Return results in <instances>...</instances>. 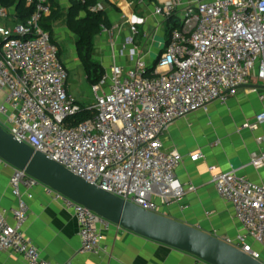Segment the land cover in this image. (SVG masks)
<instances>
[{
	"label": "built area",
	"instance_id": "built-area-1",
	"mask_svg": "<svg viewBox=\"0 0 264 264\" xmlns=\"http://www.w3.org/2000/svg\"><path fill=\"white\" fill-rule=\"evenodd\" d=\"M24 1L31 10L25 23L8 28L0 22V91L4 92L0 127L71 173L146 211L161 213L162 207L194 191L193 185L176 177L181 155L163 151L162 135L175 120L206 110L213 102L226 104L240 85L252 79L264 84V0L155 4L153 13L163 20L172 17L178 6L182 10L154 68L148 70L150 64L143 56L128 68L112 65L91 87L93 101L86 108L93 115L77 125L67 119L81 105L68 93V71L57 45L41 26L51 13V3ZM8 18V11L0 8V21ZM113 29L102 26L100 30L111 43ZM129 31L126 43L133 44L140 34L137 24L132 22ZM258 98L264 100V88ZM262 122L264 111L241 128H256ZM199 157V153L190 155L191 160ZM249 163L264 167V149L253 152ZM211 181L244 228V233L225 241L264 263L252 245L264 248V186L234 170L214 172ZM9 184L18 204L10 211L13 224L0 205V251L19 255L25 264H54L41 257L22 231L29 210L20 187L31 198L30 190L37 186L76 219L79 252L101 251L103 233L111 222L24 171L16 170Z\"/></svg>",
	"mask_w": 264,
	"mask_h": 264
},
{
	"label": "crops",
	"instance_id": "crops-1",
	"mask_svg": "<svg viewBox=\"0 0 264 264\" xmlns=\"http://www.w3.org/2000/svg\"><path fill=\"white\" fill-rule=\"evenodd\" d=\"M49 1L54 4L57 14L45 16L41 23L46 25V31L59 51V44L73 42L76 54L73 62L82 67L84 80L90 84L77 55V36L67 24L69 11L75 2ZM139 1L98 0V7L104 10L114 28L112 43L108 35L101 31L93 37L92 60L102 67L103 76L109 73L114 64L128 68L140 56L149 58V53L157 48V37L160 38L158 45L166 43V20L153 13L154 5L164 0H141L142 4ZM181 8L178 6L173 15L177 22ZM6 10L9 18L0 22L10 28L15 24L16 16L14 8ZM83 16L84 12L80 11L76 18ZM132 22L140 26V34L133 44H127ZM142 33H145L144 37ZM159 54L147 63L151 65ZM60 58L64 63L61 51ZM247 85L254 87H238L226 104L213 102L206 110H198L175 120L162 135L163 151H176L181 155L175 169L176 177L183 184L193 185L195 190L186 193L180 202L162 207L161 213L224 240L235 239L236 235L244 233V228L234 218L230 204L218 195L211 181L212 174L234 170L251 182L264 186V167L255 168L249 163L253 152L264 149V122L256 128H241L243 123H252L254 117L264 111V100L258 98V92L264 88V84L252 79ZM67 91L84 106L93 101L84 103L90 95L80 96V90L69 87L68 81ZM3 98L4 92L0 91V104ZM195 153L201 157L191 160L190 155ZM15 171L14 167L0 159V205L10 224H13L10 211L18 204V197L12 193L9 184ZM30 192L32 197L27 198L26 189L20 187L21 197L27 202L29 210L22 231L37 247L41 257L54 264H207L187 252L150 241L113 225L103 233L102 249L98 254L81 253L78 224L72 213L61 203L52 201L42 186L34 187ZM252 245L264 258V248L255 243ZM0 264L25 263L17 254L0 251Z\"/></svg>",
	"mask_w": 264,
	"mask_h": 264
},
{
	"label": "water",
	"instance_id": "water-1",
	"mask_svg": "<svg viewBox=\"0 0 264 264\" xmlns=\"http://www.w3.org/2000/svg\"><path fill=\"white\" fill-rule=\"evenodd\" d=\"M239 87L254 85L245 84ZM0 159L93 211L113 226L187 252L207 264H264L210 232L162 213L146 211L85 181L40 151L16 140L1 127Z\"/></svg>",
	"mask_w": 264,
	"mask_h": 264
},
{
	"label": "trees",
	"instance_id": "trees-1",
	"mask_svg": "<svg viewBox=\"0 0 264 264\" xmlns=\"http://www.w3.org/2000/svg\"><path fill=\"white\" fill-rule=\"evenodd\" d=\"M74 2L75 3L74 5H72V9L69 11L67 24L70 30L77 36V55L84 68L87 81L90 82L91 86H93L97 84L103 76L102 67L92 60V52L94 47L93 37L100 32L102 26L106 28H111L112 25L108 20L104 10L98 8V0H83V2L79 0H74ZM0 6L6 9L14 8V15L16 16L15 24L25 23L31 11L30 8L25 5L24 0H0ZM80 11L84 12V16L82 18H76ZM56 14L57 9L51 2L50 15L51 17H53ZM177 24L178 22L174 18V16L166 20L165 36L167 37V39L170 31ZM41 26L45 31L47 30V27L45 24H43V22L41 23ZM49 36L50 40L55 43L54 40L51 38L50 34ZM58 56L60 58L59 49ZM154 65L155 61L148 68L150 72L154 68ZM79 104L81 105L80 111H78L67 119V122L71 125H77L79 123H82L93 115L92 110L87 109L86 106H84L82 103Z\"/></svg>",
	"mask_w": 264,
	"mask_h": 264
},
{
	"label": "rangeland",
	"instance_id": "rangeland-1",
	"mask_svg": "<svg viewBox=\"0 0 264 264\" xmlns=\"http://www.w3.org/2000/svg\"><path fill=\"white\" fill-rule=\"evenodd\" d=\"M138 28H140V26H138ZM159 41H160V38L157 37L156 38V47H158ZM72 44H73V42H68V41L65 43L59 44L60 51L62 54V59L68 68V73H69L68 86L69 87L74 86V87H76L77 90H80L79 91V93H81L80 96L83 95L84 97L85 96L88 97L90 95V98L84 102V103L88 104V103H91V101L93 100V95H92V91H91V84L87 83L84 80L82 67L74 64V62H73L76 54H75V51L73 49ZM159 52L160 51L158 48H154L153 52H151V54L149 53V58H147V61L150 62V60L154 59L156 57V54H158ZM255 244H257V243H255Z\"/></svg>",
	"mask_w": 264,
	"mask_h": 264
},
{
	"label": "flooded vegetation",
	"instance_id": "flooded-vegetation-1",
	"mask_svg": "<svg viewBox=\"0 0 264 264\" xmlns=\"http://www.w3.org/2000/svg\"><path fill=\"white\" fill-rule=\"evenodd\" d=\"M163 41H164V40H163ZM163 45H164V44L162 43V44H159L158 47H157V48L159 49L160 52H161L162 49H163Z\"/></svg>",
	"mask_w": 264,
	"mask_h": 264
}]
</instances>
